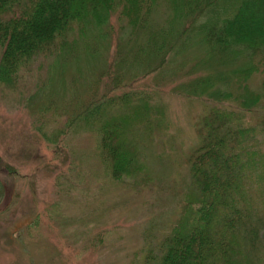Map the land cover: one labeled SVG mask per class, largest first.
Masks as SVG:
<instances>
[{"label":"trees","instance_id":"1","mask_svg":"<svg viewBox=\"0 0 264 264\" xmlns=\"http://www.w3.org/2000/svg\"><path fill=\"white\" fill-rule=\"evenodd\" d=\"M195 45L206 55L187 76L201 69L197 64L212 73L173 89L216 105L195 121L199 141L183 159L190 179L177 218L141 264H264V115L255 124L244 116L264 106V0H0V87L24 86L32 66L35 94L45 93L32 98L34 109L58 81L71 114L48 134L38 129L53 151L62 149V163L74 162L71 139L93 135L94 159L112 183L145 181L141 147L163 119L162 104L133 84L171 64L184 66ZM104 76L109 83L97 94ZM115 90L122 91L109 94ZM223 101L238 109L220 107ZM3 159L0 196L17 172ZM60 176L55 186L64 188Z\"/></svg>","mask_w":264,"mask_h":264},{"label":"rangeland","instance_id":"2","mask_svg":"<svg viewBox=\"0 0 264 264\" xmlns=\"http://www.w3.org/2000/svg\"><path fill=\"white\" fill-rule=\"evenodd\" d=\"M205 55L206 49L195 45L187 49L184 66L171 64L170 71L163 67L133 84L136 92L147 93L151 103L160 102L164 109L161 126L141 147V160L150 172L141 176L145 181L139 185L112 183L100 165L98 169L97 141L88 132L68 139L77 151L74 162L66 158L62 163L56 157L62 149L53 151L38 128L48 134L61 128L71 114L70 99L66 92L63 98L58 93L62 94L58 81L48 86L52 96L34 109L32 98L45 93L35 94L32 80L38 73L32 66L23 72L27 83L19 81L24 86L0 87V157L17 171L0 196V207L5 206L0 214V264H141L146 248L157 250L184 203L182 193L190 175L183 159L198 145L195 121L216 105L179 94L173 87L189 77L212 73L211 67L197 64L201 69L187 76L195 60ZM109 80L102 78L97 94ZM259 81L254 79L250 87L258 90ZM220 105L238 109L236 102ZM263 109L254 106L245 112L247 122L255 124ZM81 154L88 157L86 163ZM59 172L63 177L57 182L64 188L55 186Z\"/></svg>","mask_w":264,"mask_h":264}]
</instances>
